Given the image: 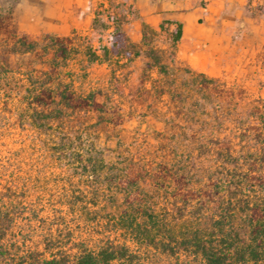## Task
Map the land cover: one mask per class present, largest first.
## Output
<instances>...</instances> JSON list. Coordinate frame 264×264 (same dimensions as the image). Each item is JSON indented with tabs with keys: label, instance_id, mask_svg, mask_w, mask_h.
<instances>
[{
	"label": "rangeland",
	"instance_id": "obj_1",
	"mask_svg": "<svg viewBox=\"0 0 264 264\" xmlns=\"http://www.w3.org/2000/svg\"><path fill=\"white\" fill-rule=\"evenodd\" d=\"M66 1L62 21L68 31L57 34L45 30L49 22L61 23L52 12L55 0H0V20L11 18L18 34L38 40L45 34L69 36L74 48L66 62L55 67L26 53L4 54L11 69L0 75L1 87H9L12 73L22 76L31 62L42 72H56L51 86L69 82L80 94L99 90L106 122L88 128L77 124L76 139L87 138L101 148L108 164L133 158L137 167L147 170L140 185L152 193L151 202L175 217L203 219V197L191 198L182 191L200 187L212 191L228 179L233 184L239 163L246 167L254 158L264 160V0ZM174 20L183 24L175 48L169 38ZM114 21L125 40L137 44L124 41L129 59L111 50L104 56V47L114 40ZM29 23L36 31L25 30ZM12 43L11 33L0 34V50ZM151 50L174 86L172 92L165 87L167 91L159 94L150 78L144 80L147 74L157 77L155 68L145 66ZM3 98L5 94L0 96V142L26 140V130L12 127V116L6 119L12 101ZM90 114L94 122L100 113ZM227 148L233 150L231 155H226ZM160 175L171 177L163 181ZM33 179L34 205H57L60 188L52 173ZM121 201H108L106 211L116 212ZM56 221L51 217L44 222ZM80 227L84 232L98 230ZM33 239L38 240L36 234ZM148 256L152 264H176L153 248Z\"/></svg>",
	"mask_w": 264,
	"mask_h": 264
},
{
	"label": "trees",
	"instance_id": "obj_2",
	"mask_svg": "<svg viewBox=\"0 0 264 264\" xmlns=\"http://www.w3.org/2000/svg\"><path fill=\"white\" fill-rule=\"evenodd\" d=\"M171 23L174 31L169 38L175 48L182 23ZM7 32L13 43L0 50V55L26 53L55 67L74 52L69 36L45 34L41 40L33 39L18 34L11 18L0 20V34ZM112 36L104 56L111 50L129 59L124 41L137 44L125 40L117 21ZM152 53L145 66L155 68L157 77L147 74L144 80L150 78L159 94L167 91L165 87L172 92L174 86ZM30 63L22 76L12 73L9 87H1L0 82L3 101H12L6 119L12 116V127L28 135L12 144L0 142V264H152L149 248L176 264H264L263 159L254 158L246 167L239 163V171L231 177L233 184L228 179L212 191L202 187L182 191L191 198L203 197V219L172 216L166 207L151 202L152 193L141 187L148 175L146 168L137 167L133 158L108 164L101 148L87 138L76 139L77 124L88 128L106 122L99 90L80 94L69 82L51 86L56 72H42ZM10 69L6 55L0 57V75ZM91 111L100 113L94 122ZM232 152L230 148L225 151L226 155ZM46 172L52 173L60 188L58 204L50 208L33 203L37 197L33 178ZM169 177L159 176L163 181ZM120 198L116 212L106 211L108 201ZM51 217L59 221L45 225ZM82 225L98 230L84 232ZM35 234L38 240L34 241Z\"/></svg>",
	"mask_w": 264,
	"mask_h": 264
},
{
	"label": "crops",
	"instance_id": "obj_3",
	"mask_svg": "<svg viewBox=\"0 0 264 264\" xmlns=\"http://www.w3.org/2000/svg\"><path fill=\"white\" fill-rule=\"evenodd\" d=\"M55 1H56V3L53 4V11L52 12L57 17V19H59V21L61 23L52 24V22H49L46 24L45 30L54 31L57 34H66L68 30L65 29V27L63 25V21H62L63 16L66 15V13L64 12L63 9H64V6L69 5V4H67L66 0H55ZM25 25H26V23H25ZM182 27H183V24H182ZM25 30L34 32V31H36V27L33 24L29 23V25L25 26Z\"/></svg>",
	"mask_w": 264,
	"mask_h": 264
}]
</instances>
